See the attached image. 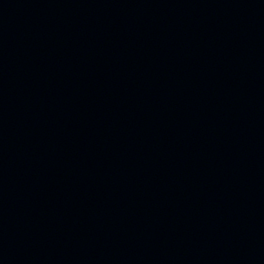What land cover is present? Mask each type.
I'll list each match as a JSON object with an SVG mask.
<instances>
[{
	"label": "water",
	"instance_id": "water-1",
	"mask_svg": "<svg viewBox=\"0 0 264 264\" xmlns=\"http://www.w3.org/2000/svg\"><path fill=\"white\" fill-rule=\"evenodd\" d=\"M0 264H264V0H0Z\"/></svg>",
	"mask_w": 264,
	"mask_h": 264
}]
</instances>
